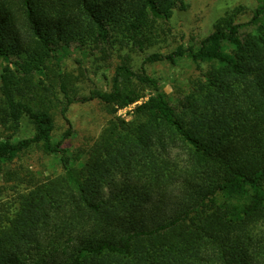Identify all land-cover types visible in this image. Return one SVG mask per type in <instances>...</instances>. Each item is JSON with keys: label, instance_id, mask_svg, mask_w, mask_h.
Wrapping results in <instances>:
<instances>
[{"label": "trees", "instance_id": "trees-1", "mask_svg": "<svg viewBox=\"0 0 264 264\" xmlns=\"http://www.w3.org/2000/svg\"><path fill=\"white\" fill-rule=\"evenodd\" d=\"M183 1L0 0V125L34 126L0 139V170L37 145L64 169L0 225V264H264V0L198 46L153 53L139 71L123 61L108 91L77 97L59 69L73 45L151 47ZM184 59L210 69L176 108L144 66ZM95 100L112 116L142 102L70 153L69 108ZM56 108L68 124L58 142Z\"/></svg>", "mask_w": 264, "mask_h": 264}, {"label": "rangeland", "instance_id": "rangeland-1", "mask_svg": "<svg viewBox=\"0 0 264 264\" xmlns=\"http://www.w3.org/2000/svg\"><path fill=\"white\" fill-rule=\"evenodd\" d=\"M256 8V0H184L183 4L178 3L172 9L168 21L158 20L159 36L151 47L139 51L134 47L120 49L117 45L114 49L103 50L106 52L103 53L99 48L82 51L73 45L67 54L62 53L61 56L64 57H60L62 59L59 69L69 79L72 94L77 97L89 96L95 89L108 91L116 67L123 61L129 62L135 71H139L149 55L170 53L179 45L198 46L223 20L247 23ZM144 67L151 77L160 81L162 91L176 108H179L181 100L192 94L196 82L203 79L210 69L208 65H197L189 59L181 60L176 66L155 63L146 64ZM48 78H51L50 74ZM49 83L50 80H46V84ZM1 86L0 69V101ZM139 88L142 89L143 86L139 84ZM143 90L147 99L151 91L147 88ZM135 107L122 110L117 107L116 114L112 116L109 108L97 100L72 105L66 115L73 132L67 141L70 153L80 149H92L113 117L131 122ZM52 115L55 122L53 137L58 142L66 132L68 124L60 113V108L53 109ZM33 134L34 126L28 117H23L18 129L0 125V139L15 142L30 138ZM63 174L59 157L45 154L40 145L33 146L13 161L3 164L0 170V225H6L14 218L22 208L24 198L31 196L36 188L47 185ZM122 175H116L115 181H122Z\"/></svg>", "mask_w": 264, "mask_h": 264}, {"label": "built area", "instance_id": "built-area-1", "mask_svg": "<svg viewBox=\"0 0 264 264\" xmlns=\"http://www.w3.org/2000/svg\"><path fill=\"white\" fill-rule=\"evenodd\" d=\"M141 102H139V103H137V104H134V105H132L131 107H129V109H131V108H133V107H135L136 105H138V104H140ZM126 109V108H125ZM122 110V109H121ZM120 110V111H121Z\"/></svg>", "mask_w": 264, "mask_h": 264}]
</instances>
